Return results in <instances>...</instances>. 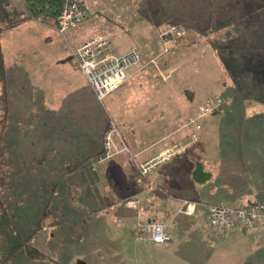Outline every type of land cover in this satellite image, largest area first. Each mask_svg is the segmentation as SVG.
<instances>
[{
  "label": "rangeland",
  "instance_id": "obj_1",
  "mask_svg": "<svg viewBox=\"0 0 264 264\" xmlns=\"http://www.w3.org/2000/svg\"><path fill=\"white\" fill-rule=\"evenodd\" d=\"M10 1L13 4L16 3L15 0ZM95 1L100 4L103 12L109 11L112 13L115 8L125 13V22L127 23H132L131 18L136 16L141 19L145 17L150 19L149 22H146L150 28L131 31V33H136L135 36H131V33L128 34L127 30L116 31L111 36L100 33L110 39L111 47L116 54H126L127 51L129 52L132 49L139 51L137 48L139 40L145 37L144 34L149 32L152 26H156L161 22H164L163 28L166 27L165 30L161 29V31H168L167 27L173 24L174 28L177 26L181 29L180 31L184 32L180 38L171 35L160 39L161 44L163 43V51L167 52L171 48L169 52L172 53V57L166 59L162 56L153 57L152 48L150 49L152 51L145 49L147 57H151L147 65L160 73V83L163 89H168L162 91V100L168 98L167 93H169L172 96V102H175V109L176 107L185 108L186 106L197 107L196 112L190 115L187 123H185L184 127L190 128L186 138L172 145H179L188 137L197 136L203 132V124L201 123L205 117L207 119L213 116H222L204 133L207 139L212 140L209 142V147L212 150H217L214 146L219 144L220 149H222L221 145L225 139L224 137L238 136L240 138L245 135L249 140L252 139L255 148L253 150L249 149L247 142V145L242 144L241 147L255 153L254 155H257L258 152L264 154V105L259 104L254 99L257 93L261 91L264 93V0H146L145 3L144 0H141V2L139 0ZM124 1L125 5H123ZM17 8L23 10L24 6L21 4ZM138 9L140 11L139 15L135 13ZM83 23L72 29L80 27ZM126 26H129V24H125ZM99 30L96 29L95 34L99 33ZM68 31L61 33L58 30L61 35L58 36L60 39L52 37V40L48 43L40 40V32H38L32 41L29 40L32 50L36 49L40 55H43L42 57H73L75 61V53L83 44L78 47L70 46ZM22 37L16 36L17 39L15 40L18 41ZM155 41V49L159 50V41L157 38ZM131 47L132 49H130ZM17 56L15 55V57ZM22 57H27V55ZM64 60L65 58L63 62ZM63 62L58 59L51 60L53 66L64 65ZM143 63L145 62L141 56L140 62L129 72L128 79L133 76V70ZM161 64H164V67ZM160 66L165 69L162 70V74ZM62 73L65 74L64 71ZM82 74L85 75L83 72ZM127 80L101 100L96 95L105 112L107 98L127 83ZM26 81L27 79L23 73L18 76L16 74L10 88L8 86L9 116L7 122L5 121L7 114L3 109L5 105L0 98V137L4 142L1 143L8 147L11 171L14 173L13 184L18 185L16 190L9 192L10 195L12 193V196H9L8 200L13 204L16 203L20 210L21 214L17 227L24 234L28 235L30 232L36 234L33 244L44 251L49 258L43 261L16 259L8 264H264V233L259 236L251 235L244 241L239 242L236 240L216 247L217 244L209 236L211 228L204 224L201 216L186 217L184 214L177 217L176 224L180 226V230L195 233H187L180 238L178 237L171 244L141 243L135 238V227L133 226L132 230L127 225V221H131L133 213V211L125 209L126 202L130 199L125 202L124 206L120 202V206L112 211L110 206L104 209L103 207L107 205H105L106 202L102 201V196L106 197V195H111L112 192L105 187V184L98 189L93 185L90 186L89 181L95 175L88 172L75 175L55 173L56 169L52 167L61 161H58L56 157H51L45 167H43V164L41 166L40 163L34 172L28 173L30 170H28V166H25L26 150L18 152L23 154L24 158L16 157V154L12 152L13 148L19 146L23 149L21 145L25 143L26 139L28 143L24 144V148L33 149L30 141L38 138V134H41L42 111L35 109L36 114L33 113L30 116L27 110L28 105H38L40 108L41 94L37 91L30 92ZM57 87L56 90H58ZM186 89H189V91ZM239 91H242V93ZM193 95H195V98H192ZM219 97L220 102L216 101L213 104L216 106L214 112L197 118L200 105H205L212 100L215 101ZM234 102L242 104L243 107L237 106V110L235 112L231 110L228 115L226 107ZM180 111V109L173 110L174 113ZM164 112L169 113L172 111ZM184 112L186 111H182V114L179 115L177 113L178 118L184 119ZM28 120L30 121L26 124ZM107 120L106 132L111 126H114L117 135L121 137V139L115 138L120 144V150L122 148V150L127 151L128 149L116 121L111 117ZM19 121L22 125H18ZM99 122L101 121L99 120ZM258 144H262V146ZM125 147L126 149H124ZM189 147L190 145L185 148L182 147L181 152ZM34 148V150H37L39 147L36 148L35 146ZM229 150L233 152V147ZM121 152H117L112 158L98 162L110 161ZM218 153H221V150ZM104 154L99 155L100 158ZM210 159L213 161V158ZM27 160L32 161L31 158H27ZM261 160L264 163V158ZM33 166L30 165V168H33ZM262 166L264 167V165ZM239 169V167L234 166H220L217 170L233 171L234 173L223 174L225 176L223 184L241 187L244 190L243 192H248L251 189L250 187H264V174L236 173L235 171ZM243 169L250 171L251 168ZM69 176L73 178L74 183H58L56 187L60 188L58 190L59 194L56 197L53 196L54 199L51 196L48 197L49 187L52 186L48 184V180L59 181L62 178L65 181L69 179ZM139 176L145 177L141 175L140 170ZM115 177L118 179L120 187H125L124 175L117 173ZM42 181L47 182L42 183ZM251 182H254V184H251ZM60 191L64 195H61ZM165 191H168V189L166 188ZM256 191L250 198L258 202L264 200V195L258 194ZM119 192L123 195L125 189ZM172 192L184 194L187 197L192 194V191H174V189H172ZM218 196H223V194L219 193ZM95 199L103 202L95 207L101 205L102 212L105 214L103 213L102 216L97 218V216L93 217V213L95 214L93 212L89 214L92 218H87L86 227H79L75 220L79 218L77 215L85 214L88 210L93 209ZM60 200L62 201L61 206L64 202H67L64 204H68L71 200L68 206L69 210L65 209L64 206L57 210L59 212L55 211L53 213L56 206L52 207V205H56ZM183 201L193 202L187 199ZM47 204L51 205L53 214L51 213L45 217L43 212ZM70 210H74V212ZM73 213H75V216ZM157 216L161 218L162 215L157 214ZM157 216L154 217V221L157 220ZM1 235L0 264L3 263L2 258L6 253L5 249H2L3 246L5 247L6 241H4V236L2 235V238Z\"/></svg>",
  "mask_w": 264,
  "mask_h": 264
},
{
  "label": "crops",
  "instance_id": "obj_2",
  "mask_svg": "<svg viewBox=\"0 0 264 264\" xmlns=\"http://www.w3.org/2000/svg\"><path fill=\"white\" fill-rule=\"evenodd\" d=\"M15 1L14 4L21 6L20 0ZM82 1L88 8L87 19L80 27L68 31L70 46H81L96 34L101 33L111 36L116 31L125 30V13L115 8L112 13L109 11L103 12L100 4L96 3L95 0ZM123 5H125V1ZM129 28L141 30L150 27L146 22L132 21L127 29ZM96 29L100 30L99 33L95 34ZM38 32H40V40L47 43L52 40V37L60 39L58 36H61L54 27L41 24L36 20H27L5 30L1 37L9 88L14 76L23 73L27 79L26 83L30 92L37 91L41 94L40 108L38 105H35L36 107L34 105L27 106L30 116L35 113V109L42 111L41 134H38V138L30 141L33 149L24 148V144L28 143L27 139L24 144L21 143L23 149L20 146L12 149L16 157L21 158L25 156L18 152L26 150L25 166H28V170H30L28 173L34 172L40 163L41 166L43 164V167H45L51 157H56L58 161H61L52 167L56 169L55 173L75 175L88 172L95 175L89 181L90 186L93 185L98 189L105 184V187L110 189L111 195L102 196V201L106 202L105 205L111 206V211L117 209L120 206L119 202L123 199H125V202L130 198L139 199L140 205L137 210L127 208L125 205L126 210L133 211L131 221H127L128 228L133 230V226L135 227L139 219L155 220L154 217L157 214L162 215L161 218L157 216L156 221L160 223H170L172 220L169 228L173 229L174 238L166 244L173 243L176 238H180L187 233H195L180 230V226L176 224L177 217L184 215L179 213L183 200L187 199L197 203L194 214L184 216L194 217L199 215L206 225L205 217L210 205L235 206L245 204L252 200L250 197L256 190L258 194L264 195V187L261 186L250 187L251 189L248 192H243L241 187L223 184L225 179L223 174L234 172L231 170L226 172L217 170L218 167L234 166L240 168L235 171L236 173L264 174V167L262 166L264 163L261 160L264 158V154L258 152L257 155H254L255 153L241 147L242 144L245 145L247 142L249 149L253 150L255 148L252 139L249 140L245 135L240 138L238 136L224 137L225 139L221 145L222 149H220L219 144L214 146L217 150H212L209 147V142L212 140L207 139L204 133L222 116H213L207 119L205 117L201 123L203 124V132L197 135L198 141L195 145H191L184 152L177 153L161 162L147 177H140L139 166L141 164L156 157L173 143L186 138L190 128H185V123H187L189 116L196 112L197 107L186 106L185 108L176 107L175 109V102H172V96L169 93H167L168 98L162 100V91L168 89H163L160 83V73L147 65L151 57H143L146 64L143 63L135 68L132 72L133 76L127 80V83L107 98L105 112L104 107L97 100L95 91L85 75L78 69L73 57H42L43 55H40L36 49L32 50L29 40L32 41ZM16 36L23 37L17 41L15 40L17 39ZM28 37L30 38L28 39ZM26 55L27 57H22ZM54 59H58L65 64L53 66L51 60ZM161 65L164 67V64ZM160 70L164 71L165 69L161 67ZM56 87L58 90H56ZM192 92L194 93V91ZM239 92L242 93V91ZM192 98H195V95ZM237 106L243 107L242 104L235 102L229 104L226 107L227 114L229 115L231 110L235 112ZM177 109L181 110L177 112L178 115L182 114V111H186L183 114L184 119L178 118L177 113L173 112ZM164 111L172 112L166 113ZM110 117L116 121L128 150H122L110 161L99 163V155L104 149V135L108 126L107 119ZM29 121H26V124ZM18 125H22L21 121ZM226 142L228 144H225ZM258 145L262 146V144ZM35 146L39 148L34 150ZM232 147L233 152L229 150ZM256 147L259 149L258 146ZM219 150H221V153L217 154ZM27 158H31L32 161L27 160ZM210 158H213V161ZM258 158L260 159L258 160ZM83 159L87 160L83 162ZM29 164L34 165L33 168H30ZM247 167L251 168L250 171L243 169ZM197 171H200V174L195 176ZM117 173L124 175L125 187H120L118 179L115 177ZM66 180L64 181L62 178L59 181L48 180V184L55 185L56 189H60L56 187L58 183H74L71 176ZM45 182L47 181H42V183ZM252 183L254 184V182ZM166 188L168 191H165ZM122 189H125L123 195L119 192ZM172 189L174 191H192V194L187 197L184 194L172 192ZM219 193H222L223 196H218ZM103 202L95 199L93 201L94 207L91 210L94 211L97 209L95 206ZM259 202H264V200ZM259 202L256 201L255 203ZM172 208L173 210H171ZM103 213L96 214L95 212L93 217L97 216L98 218ZM90 217L91 215L88 218ZM262 233H264V222L256 224L249 231H236L229 234L211 229L209 236L217 244V247L236 240L239 242L244 241L251 235L259 236Z\"/></svg>",
  "mask_w": 264,
  "mask_h": 264
},
{
  "label": "built area",
  "instance_id": "obj_3",
  "mask_svg": "<svg viewBox=\"0 0 264 264\" xmlns=\"http://www.w3.org/2000/svg\"><path fill=\"white\" fill-rule=\"evenodd\" d=\"M86 19V14L82 4L78 0H65L62 13L59 17V31L61 33L80 25ZM181 31L174 26L163 31L162 36H180ZM75 62L78 68L86 75L90 86L95 91L99 100L117 89L129 78L130 71L141 60V54L137 49H132L126 54H116L111 47V41L104 35H97L84 43L75 53ZM219 99L200 105L197 118L212 113L216 106L214 103ZM199 126V125H198ZM114 126L104 135L105 154L98 161L112 158L117 152H121L120 144L115 138L121 139L117 135ZM197 140V136L188 137L179 145H172L144 164L140 165L141 175L147 176L161 162L169 159L181 152L182 147L191 146ZM123 143L122 141H120ZM126 149V147L124 148ZM178 151V152H177ZM183 201L179 210L180 214L192 215L195 212L197 203ZM139 199L132 198L126 202V206L131 209H139ZM172 220L170 221V223ZM264 222V202L253 203L245 207L234 208L225 205L212 204L208 207L205 217L206 226L224 234L236 231H249L256 224ZM170 223H160L154 220L139 219L135 226V238L141 243L166 244L171 242L174 233L169 228Z\"/></svg>",
  "mask_w": 264,
  "mask_h": 264
},
{
  "label": "trees",
  "instance_id": "obj_4",
  "mask_svg": "<svg viewBox=\"0 0 264 264\" xmlns=\"http://www.w3.org/2000/svg\"><path fill=\"white\" fill-rule=\"evenodd\" d=\"M21 1L20 2L22 4V6H24L23 10H19L17 8L18 5L13 4V2L10 0H0V87H1L0 98L4 102L5 108H3V109H4L5 113L7 114L5 117V121L7 120V117L9 116V106H8V98H7V96H8L7 66H6L5 57L3 55V50H2V45H1L2 34L5 30L13 28V27H15V26L21 24L22 22L27 21V20H36V21L40 22L41 24L47 25L49 27H54L57 30H59V17L62 13L65 0H21ZM78 1L82 4V6L84 8V12L86 14V19H87L88 8L86 7V5L84 4V2L82 0H78ZM139 1L141 2V0H139ZM145 1L146 0H144V3H145ZM144 3H143V5H144ZM139 12H140L139 9L137 11H135V13L138 15L140 14ZM136 14H135V16H136ZM85 20L83 22H85ZM131 20L135 21V22L136 21H138V22H143V21L149 22L150 21V19H147L146 17L141 19V18H137V16L131 18ZM125 24H129V23L125 22ZM163 26H164V22L158 23L156 26H152L150 31L144 34L145 37H143L142 39L139 40V43H137V45H138L137 48L139 49V52H140L142 57H147V51L145 49L150 50L151 48L153 51L152 50H150V51H152L151 53L153 54V57L162 56V57H164V59H166L167 57L173 56L172 53L169 52V50H171V48L167 51V52H169L168 54H166L167 52L163 51L164 50L163 43L161 44L162 41L160 40L163 38V36H162L163 31H161V29H164ZM172 26H174V25L173 24L169 25L167 27V29L172 27ZM127 27L128 26L125 27V30L128 31V34H130L131 31H133V30L136 31L135 29H130V28L127 29ZM165 29H166V27H165ZM177 29H179V28L177 27ZM179 30H181V29H179ZM138 31H140V30H138ZM181 32L182 33L180 36H174V37L175 38L182 37L184 32L183 31H181ZM130 35L135 36L136 33H131ZM141 36H142V34L140 35V37ZM156 38L159 41V45H160L159 50L155 49V46H154V45H156V41H155ZM177 42H178V40H177ZM186 90L189 91V89H186ZM254 99L256 101L264 104V93L262 91L260 93H257L254 96ZM1 142H3V141L0 137V235L2 234L5 238L4 241H6L5 247L4 246L2 247V249H5V252H6V253L4 252L5 253L4 257H3L4 259L2 258V261H3L2 264H8L9 262H13L16 259L30 260V261L31 260H33V261H35V260H38V261L46 260L49 257L45 254V252L41 251L37 246H35L33 244V239H34V236L36 234H34L33 232L28 233V235L24 234L17 227L18 222H19V218H20L19 216L21 213H20V210L18 209L17 204L16 203L13 204L8 199H9V196H12V193L10 195L9 192H13L14 190H16L18 185L13 184L14 173H12V171H11V164H10V160H9L8 147L6 145H3ZM196 142H197V140L192 145H195ZM104 153H105V150L103 149L102 152L100 153V155H103ZM86 160L87 159H83V162ZM147 176H145V177H147ZM58 190L59 189L55 188V185L50 187L48 197L51 196V198L54 199L53 196L56 197L59 194ZM61 195H64V193L61 192ZM130 199H132V198H130ZM61 202L62 201L60 200V201H58V203L56 205L55 204L52 205V207L56 206L53 213L55 211H57L59 208L64 207V206H65L64 207L65 209L69 210L68 206L71 203V200L69 201L70 203L68 202V204H64V203H67V202H64L62 204V206H61ZM121 202H122V205L124 206L125 205V199H123ZM255 202L256 201L250 200L249 202H247L245 204L243 203L240 205H235V206H230V207H234V208L245 207V206L253 204ZM48 203L50 204L51 202H48ZM49 204L45 205V208H44L43 215L45 217L47 215H50L52 213V210H53L51 208V205H49ZM219 205H221V204H219ZM225 206H228V205H225ZM107 207L108 206H104L103 208L105 209ZM103 208L100 206V207H97V209H95L94 211L88 210L85 214H80V215L78 214L77 216H79V218L75 219L77 221L76 222L77 225H79V227H83V228L86 227L87 222H88L87 216H89V214H91L93 212H96V214H99L103 211L102 210ZM110 209H111V206H110ZM133 210H137V209H133ZM57 212H59V211H57ZM71 212H74V210H72ZM75 213H73V215ZM66 214H64V216H66ZM3 236H2V238H3Z\"/></svg>",
  "mask_w": 264,
  "mask_h": 264
},
{
  "label": "water",
  "instance_id": "obj_5",
  "mask_svg": "<svg viewBox=\"0 0 264 264\" xmlns=\"http://www.w3.org/2000/svg\"><path fill=\"white\" fill-rule=\"evenodd\" d=\"M198 174H200V171L195 172V176L198 175Z\"/></svg>",
  "mask_w": 264,
  "mask_h": 264
},
{
  "label": "bare ground",
  "instance_id": "obj_6",
  "mask_svg": "<svg viewBox=\"0 0 264 264\" xmlns=\"http://www.w3.org/2000/svg\"><path fill=\"white\" fill-rule=\"evenodd\" d=\"M69 214V213H68Z\"/></svg>",
  "mask_w": 264,
  "mask_h": 264
}]
</instances>
